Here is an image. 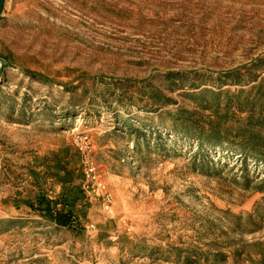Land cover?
<instances>
[{"label": "rangeland", "instance_id": "rangeland-1", "mask_svg": "<svg viewBox=\"0 0 264 264\" xmlns=\"http://www.w3.org/2000/svg\"><path fill=\"white\" fill-rule=\"evenodd\" d=\"M0 264H264V0H4Z\"/></svg>", "mask_w": 264, "mask_h": 264}, {"label": "trees", "instance_id": "trees-1", "mask_svg": "<svg viewBox=\"0 0 264 264\" xmlns=\"http://www.w3.org/2000/svg\"><path fill=\"white\" fill-rule=\"evenodd\" d=\"M177 131V130H175ZM186 137H195L192 134H187ZM212 138V137H211ZM198 141L203 140L210 147L220 145L216 139H210L209 137L203 138L197 135ZM242 150L246 148L242 147ZM54 158V164L52 167L47 168V175L50 178L55 179L60 184V192L54 198H48L44 193L38 192L32 202H27L32 210L38 212L40 216L44 217L48 222L53 223L59 227H65L72 229L77 222L75 214V206L78 201H82L84 195L80 190V187L74 183V171L68 170L61 164V160ZM78 179V177H77Z\"/></svg>", "mask_w": 264, "mask_h": 264}, {"label": "built area", "instance_id": "built-area-1", "mask_svg": "<svg viewBox=\"0 0 264 264\" xmlns=\"http://www.w3.org/2000/svg\"><path fill=\"white\" fill-rule=\"evenodd\" d=\"M79 151L82 154L83 161V176H84V185L86 190L91 194L98 195L99 192L103 191V187L98 182V175L96 173V168L88 159V151L86 147H79ZM108 198V197H107Z\"/></svg>", "mask_w": 264, "mask_h": 264}, {"label": "water", "instance_id": "water-1", "mask_svg": "<svg viewBox=\"0 0 264 264\" xmlns=\"http://www.w3.org/2000/svg\"><path fill=\"white\" fill-rule=\"evenodd\" d=\"M3 3H4V0H0V16H1V11H2V7H3Z\"/></svg>", "mask_w": 264, "mask_h": 264}]
</instances>
